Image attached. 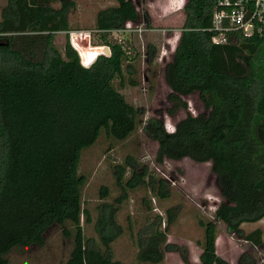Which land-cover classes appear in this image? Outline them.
I'll return each mask as SVG.
<instances>
[{"label":"trees","instance_id":"obj_1","mask_svg":"<svg viewBox=\"0 0 264 264\" xmlns=\"http://www.w3.org/2000/svg\"><path fill=\"white\" fill-rule=\"evenodd\" d=\"M111 1L114 5L99 10L94 21L109 55H98L88 67L79 64L68 41L62 55L53 46L54 36L68 31L72 1L6 0L0 9V264H9L12 252L43 248L53 227L70 245L63 264H120L111 259L110 244L122 233L114 216L126 192L143 188L160 201L169 196L166 180L144 165L114 164L113 183L119 191L114 207L104 203L108 189L98 188L101 203L93 229L99 245L83 234L92 219L82 201L87 179L78 172L81 155L100 136L109 149L128 140L141 114L113 86L115 81L123 86L124 74L128 85L136 83L124 49L107 39L127 23L137 24L140 14L131 0ZM214 2L183 0V21L163 68L167 115L186 109L182 98L192 94L202 111L187 114L170 133L156 118L142 127L156 143V164L181 159L208 163L214 176L219 201L213 219L196 220L200 253L196 263L182 255L184 264H228L216 254L215 223L259 246L260 230L243 234L241 225L264 218V31L211 44ZM142 21L147 22L145 13ZM146 55L149 63L152 47ZM141 206L150 211L146 198ZM165 215L167 228L172 210ZM166 228L155 229L144 245L140 242L135 262L127 264H160L163 252L176 251L165 242Z\"/></svg>","mask_w":264,"mask_h":264},{"label":"rangeland","instance_id":"obj_2","mask_svg":"<svg viewBox=\"0 0 264 264\" xmlns=\"http://www.w3.org/2000/svg\"><path fill=\"white\" fill-rule=\"evenodd\" d=\"M6 0H0V9ZM74 7L66 16L68 31L57 33L53 39L54 48L62 55L68 33H81L77 46L89 50L82 33L89 34V46L102 47L99 34L94 30L96 13L99 10L113 6L111 0H70ZM135 5L140 19L137 24L127 23L122 31L111 32L107 39L120 44L125 51L127 61L133 67L131 79L135 86L124 83L121 88L113 83L126 103L140 110L137 131L125 142L108 145V141L100 136L90 148L81 155L78 172L86 177V185L82 190V201L91 214L92 225L83 228L85 237L93 239L98 244L93 224L98 216L97 207L101 203L98 198V188L108 189L104 200L106 205H112L119 191L113 183L112 166L125 162L144 165L148 173L166 180L169 196L166 200H157L143 188L126 192L121 200L114 222L122 233L110 244L112 260L120 264L135 262L139 243L144 242L157 229L166 228L165 211L172 210L173 220L167 226L165 242L177 247L174 252H163L160 264H184V255L188 263H196L200 249L196 242L200 240L201 232L196 226V220L213 219V210L219 201L214 176L209 171V164H197L188 159L178 161L164 160L161 164L154 162L156 143L142 132V127L151 118L160 119L163 129L170 133L174 124L187 114L194 116L202 111V105L196 94L183 97L186 109L179 110L173 117L167 115L170 105L167 101L169 90L163 79V68L171 60L179 29L183 21L181 6L183 0H131ZM54 8L58 4L53 5ZM147 15V22L142 21V14ZM153 48V58L146 62V50ZM85 50V51H86ZM128 175L126 174V177ZM142 198L149 201L150 211L141 206ZM159 224V225H157ZM128 226L130 231L128 230ZM216 254L228 264H264V218L257 223L243 224V234L254 229L261 232V244L253 246L243 239L226 231L223 224L216 222ZM130 232V233H128ZM70 245L62 240L59 230L51 228L46 233L45 245L41 249H31L26 252H12L8 255L9 264H63L67 258Z\"/></svg>","mask_w":264,"mask_h":264},{"label":"built area","instance_id":"obj_3","mask_svg":"<svg viewBox=\"0 0 264 264\" xmlns=\"http://www.w3.org/2000/svg\"><path fill=\"white\" fill-rule=\"evenodd\" d=\"M209 31L212 33L210 43L213 45H225L234 34L243 38L259 35L264 31V0H215L211 9ZM79 34L81 33H68L67 39L82 67H88L98 55L105 56L103 49L109 55L106 46H89L88 33H82V37L89 50L79 48Z\"/></svg>","mask_w":264,"mask_h":264},{"label":"water","instance_id":"obj_4","mask_svg":"<svg viewBox=\"0 0 264 264\" xmlns=\"http://www.w3.org/2000/svg\"><path fill=\"white\" fill-rule=\"evenodd\" d=\"M105 50L106 49H103V53H104L105 56H107L108 55V51L107 50L105 51Z\"/></svg>","mask_w":264,"mask_h":264}]
</instances>
